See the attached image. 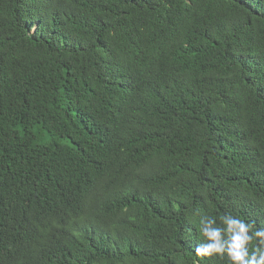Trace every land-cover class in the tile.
<instances>
[{"label":"trees","instance_id":"1","mask_svg":"<svg viewBox=\"0 0 264 264\" xmlns=\"http://www.w3.org/2000/svg\"><path fill=\"white\" fill-rule=\"evenodd\" d=\"M264 226V0H0V264H230Z\"/></svg>","mask_w":264,"mask_h":264},{"label":"clouds","instance_id":"2","mask_svg":"<svg viewBox=\"0 0 264 264\" xmlns=\"http://www.w3.org/2000/svg\"><path fill=\"white\" fill-rule=\"evenodd\" d=\"M254 224L231 213L220 216L219 223L211 215H202L197 234L205 242L196 246V255L227 257L230 264H264V226Z\"/></svg>","mask_w":264,"mask_h":264}]
</instances>
